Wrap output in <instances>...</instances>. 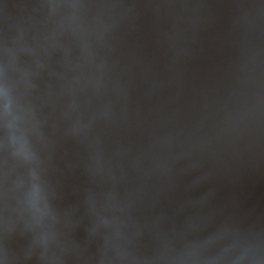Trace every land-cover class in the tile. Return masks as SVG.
<instances>
[{
  "label": "water",
  "instance_id": "95a60500",
  "mask_svg": "<svg viewBox=\"0 0 264 264\" xmlns=\"http://www.w3.org/2000/svg\"><path fill=\"white\" fill-rule=\"evenodd\" d=\"M0 264H264V0H0Z\"/></svg>",
  "mask_w": 264,
  "mask_h": 264
}]
</instances>
